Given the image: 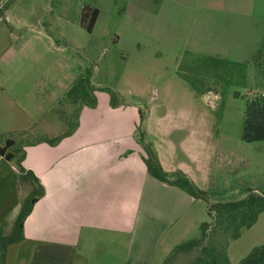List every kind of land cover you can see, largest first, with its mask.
I'll use <instances>...</instances> for the list:
<instances>
[{
    "label": "crops",
    "instance_id": "obj_1",
    "mask_svg": "<svg viewBox=\"0 0 264 264\" xmlns=\"http://www.w3.org/2000/svg\"><path fill=\"white\" fill-rule=\"evenodd\" d=\"M253 1L133 3L148 5L153 13L161 9L159 19L191 21L196 36H204L213 52H224L252 46L247 27L252 15L245 11ZM167 7L169 16L165 14ZM160 34L170 45L188 44L183 27L159 29ZM1 55L7 58L10 54L1 51ZM29 68L27 62H0V146L7 138L14 140L8 149H19L22 165L39 179L44 193L37 196L24 218L22 238L7 244L3 264H88L99 244L109 248L94 264H161L174 243L196 230L203 214L201 209L199 216L195 213L197 197L148 172L145 151L136 137L138 125L146 129L140 119L143 109L124 97L112 100L99 81L95 82L99 87L92 104V96L74 87L81 70L63 79L52 76L49 68L42 69L41 78L36 80ZM30 77L37 87L31 90V100L22 102L18 93ZM45 85L54 86L50 95H45ZM47 96L50 109L61 105L54 113L56 127L44 125L36 138H24L28 127L37 121L30 106L37 115L44 112ZM61 99L66 101L63 106ZM173 128L183 133L177 142L168 138ZM193 131L201 133L183 124L148 128L154 139L152 147L165 170L190 173L188 166L196 162L190 155L199 160L204 140L202 133L189 142ZM177 150L181 155L178 159ZM33 188L20 176L14 161L0 153V237L11 231L22 202Z\"/></svg>",
    "mask_w": 264,
    "mask_h": 264
},
{
    "label": "rangeland",
    "instance_id": "obj_2",
    "mask_svg": "<svg viewBox=\"0 0 264 264\" xmlns=\"http://www.w3.org/2000/svg\"><path fill=\"white\" fill-rule=\"evenodd\" d=\"M133 1L7 0L0 12V62H27L36 80L41 78L42 69L49 68L52 76L63 79L81 70L75 90L95 97L99 87L95 82L99 81L115 98L138 104L145 112L142 126L146 129H142L150 142L154 139L148 128L182 124L198 128L201 133L193 131L188 141L203 133L201 157L197 160L189 154L196 162L188 166L187 174L209 199L235 198L251 189L264 191V139L246 141L241 137L246 101L264 92V78L258 76L256 68L264 32V0H254L245 11L252 15L247 20L252 46L224 52H213L204 36H196L191 21L159 19L161 9L149 12L148 5ZM83 6L98 9L91 30L80 21ZM169 12L167 7L165 14L169 16ZM182 27L187 30L186 45H170L158 35L159 29ZM1 51L9 52V57H3ZM36 87L32 78L28 80L18 93L20 101L31 100V90ZM53 87L45 85V95ZM65 102L61 99L59 103L63 106ZM49 103L47 96L45 110L38 115L30 106L37 121L28 127L24 138H36L44 125L56 127L54 113L61 105L50 109ZM69 119L72 121V116ZM181 134L173 128L168 138L177 142ZM180 156L177 150L176 158ZM28 181L37 192L35 181ZM197 199L195 213L199 216L201 209L202 220L210 219L206 199ZM262 243L264 208L251 225L240 228L238 236L227 239L229 264H238ZM107 248L99 244L88 264L99 263Z\"/></svg>",
    "mask_w": 264,
    "mask_h": 264
},
{
    "label": "trees",
    "instance_id": "obj_3",
    "mask_svg": "<svg viewBox=\"0 0 264 264\" xmlns=\"http://www.w3.org/2000/svg\"><path fill=\"white\" fill-rule=\"evenodd\" d=\"M6 2L7 0L0 1V12L4 10ZM97 13L96 7L92 9L82 7L80 21L88 30L92 29ZM256 68L258 76L264 78V32L256 56ZM113 94L111 92L112 100L115 98ZM91 103H95V97L91 99ZM144 115L145 112L140 110L141 121ZM136 137L145 151L143 159L148 172L161 181L183 187L194 197L205 198L207 214L210 217L208 220H202L194 233L175 243L161 264H229L227 239L238 236L241 227L249 226L256 220L264 208V191L251 189L235 198L209 199L205 190L199 188L186 172L181 169L168 171L162 167L141 125L136 129ZM241 137L246 141L264 139V92H259L246 101ZM13 143V139L7 138L0 146V153L6 159H12L20 171V176L23 179H33L39 190L36 193V189L33 188L27 199L22 202L11 231L0 237V264L4 262L7 244L22 238L24 218L37 196L44 193L39 179L22 165V154L18 153L19 149H8ZM238 264H264V243L253 247Z\"/></svg>",
    "mask_w": 264,
    "mask_h": 264
}]
</instances>
